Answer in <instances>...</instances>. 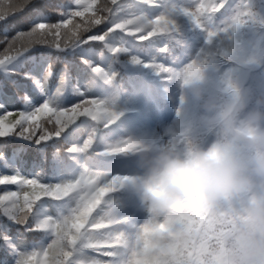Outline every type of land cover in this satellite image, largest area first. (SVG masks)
Wrapping results in <instances>:
<instances>
[{
    "label": "snow or ice",
    "instance_id": "snow-or-ice-1",
    "mask_svg": "<svg viewBox=\"0 0 264 264\" xmlns=\"http://www.w3.org/2000/svg\"><path fill=\"white\" fill-rule=\"evenodd\" d=\"M249 26L264 29L253 0H2L0 171L12 174H0V185L17 190L0 195V264H127L136 226L117 209L134 204L125 165L113 158L130 155L138 139L109 138L123 115L106 89L113 66L151 69L170 99L176 73L200 65L210 87L234 73L252 82L264 38L247 46L257 53L249 67L220 59L246 46L240 37ZM197 38L195 56L182 62ZM9 109L17 110L11 122ZM44 117L54 118L51 129ZM198 212L192 249L163 264H201L207 241L232 222L230 202Z\"/></svg>",
    "mask_w": 264,
    "mask_h": 264
},
{
    "label": "clouds",
    "instance_id": "clouds-1",
    "mask_svg": "<svg viewBox=\"0 0 264 264\" xmlns=\"http://www.w3.org/2000/svg\"><path fill=\"white\" fill-rule=\"evenodd\" d=\"M264 38V29L248 28ZM247 46L220 59L249 67ZM179 115L166 141L138 139L128 190L148 217L127 243V264H163L192 249L201 229L198 209L232 204L227 231L209 239L201 264H264V69L252 82L218 78L204 65L174 77ZM195 112L189 113V106Z\"/></svg>",
    "mask_w": 264,
    "mask_h": 264
},
{
    "label": "trees",
    "instance_id": "trees-1",
    "mask_svg": "<svg viewBox=\"0 0 264 264\" xmlns=\"http://www.w3.org/2000/svg\"><path fill=\"white\" fill-rule=\"evenodd\" d=\"M2 2V0H0ZM74 2V0H73ZM105 2V0H97V4ZM110 2V0H108ZM239 2V0H236ZM254 7L264 13V0H253ZM95 11V6L92 12L85 13V17H77L74 20L79 22L82 19H87L92 16ZM71 27V25H69ZM97 27H103L98 25ZM106 30V29H105ZM93 35L102 34L95 30ZM240 39L246 46H250L260 38L254 37L248 28L242 30ZM264 43V41H261ZM99 44V42H94ZM201 40L199 38L192 41V47L182 50L180 60L182 62H189L193 58L200 46ZM5 55L3 48L0 47V58ZM264 69V65L253 66L254 72H259ZM115 77L110 85H106L107 93L116 100L115 107L118 111H122L123 115L120 117L114 131L110 134V139L119 138V136H131L135 139L151 137L153 140L160 142L161 140H168L170 138V129L175 127L177 121V107L174 94L169 98V92L166 91L165 82L151 69L143 68L141 66H134L131 64L113 66ZM13 112L9 116L7 122H11L17 118L16 109H9ZM189 113H193L192 106H189ZM3 115V113H0ZM49 118H41V123L48 128H52L55 123L52 118V124H49ZM116 162L125 165L124 171L127 173L135 170L134 159L131 155L119 156L113 158ZM0 174H12L10 171H0ZM26 174V173H25ZM119 174V173H113ZM17 186L14 185H0V195L5 191H15ZM121 192L124 190L121 189ZM114 195V194H109ZM134 206H122L117 209V214L128 216L136 228L145 222L148 217V212L139 204L136 196L130 192ZM95 215V212L93 213Z\"/></svg>",
    "mask_w": 264,
    "mask_h": 264
}]
</instances>
